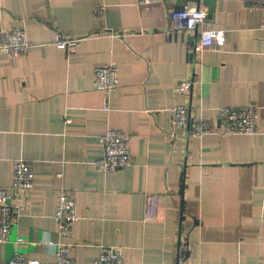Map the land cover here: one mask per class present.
<instances>
[{"label":"crops","instance_id":"crops-1","mask_svg":"<svg viewBox=\"0 0 264 264\" xmlns=\"http://www.w3.org/2000/svg\"><path fill=\"white\" fill-rule=\"evenodd\" d=\"M262 1L216 0L206 27L224 36L192 60L198 32L174 30L170 12H208L204 0H0V30L23 27L32 44L0 52V187L11 188L15 159L35 166L0 264L17 251L55 262L52 242L76 264H93L102 245L126 264H264V8H252ZM58 35L76 42L61 48ZM110 63L119 86L107 99L95 68ZM192 75V90L176 92ZM177 104L212 125L221 107L256 104L258 132L194 137L189 125L171 138ZM108 129L131 135L132 161L102 173ZM61 187L80 216L67 236L54 218Z\"/></svg>","mask_w":264,"mask_h":264},{"label":"built area","instance_id":"built-area-1","mask_svg":"<svg viewBox=\"0 0 264 264\" xmlns=\"http://www.w3.org/2000/svg\"><path fill=\"white\" fill-rule=\"evenodd\" d=\"M164 0H136L139 5L149 7L150 5ZM264 8V1L253 3L252 8ZM94 12L97 17H104L106 6L96 3ZM207 10L200 7L186 6L182 10L174 9L170 12L172 28L176 31L198 32L196 48L192 51L204 50L214 46L224 36V30L206 27ZM264 27V23H263ZM56 42L61 48H65L76 42V39H64L57 36ZM32 46L23 27H14L0 30V52L8 55L26 54ZM195 83L194 75L181 81L175 87L178 93L188 94ZM119 86V70L114 63L99 65L95 68L94 87L102 90L108 99ZM104 110H110L108 101ZM171 127L170 137L174 138L176 130L186 128L190 125L191 135L203 137L210 134L220 136L244 134L254 135L258 132V106L248 104L243 107H221L218 111V124L212 125L206 120H193L191 122V111L188 105H175L170 108ZM67 123L71 122L66 118ZM100 142L104 145V155L96 160L97 169L102 173H113L119 169L130 166L132 161L131 135L123 130L108 129L101 137ZM13 180L11 188L0 187V244L10 239L11 229L16 220L22 202L27 198L34 187L35 166L32 161L19 157L13 163ZM58 177H62L59 173ZM58 195V203L54 218L59 224V234L67 236L72 230L80 216L74 196L65 188L61 187ZM23 237L17 239L18 244L24 242ZM52 247L56 255L55 262H42L39 259L30 258L23 253L16 252L8 261V264H76L69 254V248L61 243H47ZM93 264H126L125 255L121 248L107 247L102 245L99 255ZM177 264V263H171Z\"/></svg>","mask_w":264,"mask_h":264},{"label":"water","instance_id":"water-1","mask_svg":"<svg viewBox=\"0 0 264 264\" xmlns=\"http://www.w3.org/2000/svg\"><path fill=\"white\" fill-rule=\"evenodd\" d=\"M204 3L205 4H207L208 6H209V9H208V14H207V18H208V20L210 21V20H213L214 19V16H215V11H216V0H204ZM184 7L183 6H181V7H178L177 8V10H182ZM194 55H195V53L194 52H192L191 54H190V58L193 60V58H194ZM184 189V185H183V187H182V190H181V193H183V190ZM182 212L184 211V205H183V203H182ZM183 216V215H182ZM178 259H179V257H178Z\"/></svg>","mask_w":264,"mask_h":264}]
</instances>
